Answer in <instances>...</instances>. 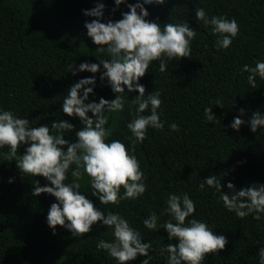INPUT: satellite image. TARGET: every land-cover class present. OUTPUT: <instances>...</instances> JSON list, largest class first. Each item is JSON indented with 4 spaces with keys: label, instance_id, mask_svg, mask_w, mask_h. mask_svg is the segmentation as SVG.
Returning a JSON list of instances; mask_svg holds the SVG:
<instances>
[{
    "label": "trees",
    "instance_id": "16d2710c",
    "mask_svg": "<svg viewBox=\"0 0 264 264\" xmlns=\"http://www.w3.org/2000/svg\"><path fill=\"white\" fill-rule=\"evenodd\" d=\"M98 2L106 5V20H119L121 12L128 11L121 5L113 13V0H0V107L27 116L32 126L61 118L80 129L78 118H70L59 109L69 86L93 75L81 72L72 76L67 63L98 62L92 55L98 46L84 27L85 21L93 18L82 11ZM145 7L150 20L158 17L161 24L188 21L196 28L190 58L170 62L164 73L158 64L150 65V71L139 80L146 94L153 90L161 93L163 131L149 129L144 142L136 143L126 127L135 117V105H126L120 114H109V139H120L134 149L146 177V192L134 201L113 206L100 205L91 196L87 177L80 181L81 191L96 208L119 212L141 232L145 242H151L154 251L150 252V264H166L167 254L161 256L160 249L169 241L163 229L154 233L142 220L150 212L159 215L169 193L182 192L195 201L197 218L228 240L223 250L207 254L204 264H258L259 248L264 247V221L257 222L251 216L237 218L223 208L213 190L206 186L200 191L198 185L209 175L225 172L221 181L225 192L228 181L237 190L253 183L264 184V131L252 133L242 125L236 132L228 127L240 109L245 110L242 118L246 121L254 111L264 113V80L257 78V89H252L247 73L239 72L245 63L254 66L256 60H264V0H167L162 6ZM195 7L204 8L209 16L237 20L240 33L228 50L214 47L216 37L202 21H196ZM95 75L97 87L89 100L98 103L100 97L114 99L111 89L100 84L99 72ZM125 94L129 103L138 95L127 90ZM217 98H222L224 108L216 107ZM206 106L213 107L220 122L204 120ZM172 122L177 123L179 132L168 130ZM65 135L66 140L75 142V132ZM20 151L23 154V149ZM6 152L7 147L0 149V264H116L96 247L99 239H112L110 230L100 222L82 236L74 237L60 226L53 235L46 216L55 198L48 194L33 197L32 178H22L15 162L5 161ZM10 177L15 178L12 184L7 182ZM35 179L41 186L46 183L42 177ZM72 179L69 174L66 182ZM166 219L168 216L163 215L160 222ZM145 258L137 257L130 264H140Z\"/></svg>",
    "mask_w": 264,
    "mask_h": 264
},
{
    "label": "clouds",
    "instance_id": "9594fccd",
    "mask_svg": "<svg viewBox=\"0 0 264 264\" xmlns=\"http://www.w3.org/2000/svg\"><path fill=\"white\" fill-rule=\"evenodd\" d=\"M113 2V13L121 5L128 9L121 12L119 20L105 19L106 5L103 2L96 3L90 10H82L84 16L93 18L90 22L85 21L84 27L87 36L98 46L92 53L98 62L66 65L67 72L72 76L81 72L93 74L69 86L59 109L70 118H78L80 129L76 130L73 124L61 118L52 120L50 124L32 126L27 116L22 117L0 107V149L7 147L5 161H14L22 178H32L33 197L48 194L55 198L56 202L50 205L46 216L53 235L60 226L74 237L82 236L100 222L110 230L112 239H99L97 249L105 251L116 264H130L137 257H146L140 264H150L153 259L150 252L154 251L151 242H145L141 232L119 212L96 208L81 191L80 181L87 177L91 196L100 205L118 206L121 201H134L144 195L146 177L134 149L120 139H109L112 135L109 114H120L126 105H135V117L126 127L136 143L144 142L149 129L163 131L165 121L161 119V93L153 90L146 94L139 80L150 71V65L155 67L158 64L159 71L164 73L170 62L190 58L196 28L190 27L188 21L161 24L158 17L148 19L150 14L145 6H162L167 0ZM194 16L196 21H202L210 28L211 34L216 37L214 47L217 50H228L240 33V26L234 17L209 16L202 7L194 8ZM98 72L100 84L111 89L114 99L100 97L98 103L89 100L95 95V74ZM239 72L247 73V84L257 89V78L264 80V60H256L254 66L245 63ZM126 90L138 93L131 103ZM214 103L216 107L224 108L222 98H217ZM203 115L209 123L220 122L213 114L212 106L204 107ZM244 115L245 110L240 109L228 127L236 132L242 125L252 133L258 129L264 131V113L254 111L247 121L242 118ZM168 130L180 131L175 122L168 124ZM66 132H75V142L64 138ZM69 174L73 179L66 182ZM226 175L227 172L209 175L201 179L198 189L204 191L207 186L213 190L223 208L237 218L251 216L257 222L264 221V184L253 183L237 190L228 181V191L225 192L222 191L221 181ZM36 177L44 178L46 183L41 186ZM14 179L10 177L7 182L12 184ZM165 205L159 215L150 212L142 224L154 233L159 229L167 233L169 243L160 249L161 256L167 254L166 264H204L207 254H215L228 244L223 233L218 235L206 221L197 218L196 203L187 192L169 193ZM163 215H167L168 219L161 223ZM258 264H264V247L259 248Z\"/></svg>",
    "mask_w": 264,
    "mask_h": 264
}]
</instances>
